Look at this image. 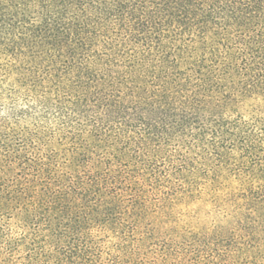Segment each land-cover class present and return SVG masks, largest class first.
I'll list each match as a JSON object with an SVG mask.
<instances>
[{
	"label": "trees",
	"instance_id": "obj_1",
	"mask_svg": "<svg viewBox=\"0 0 264 264\" xmlns=\"http://www.w3.org/2000/svg\"><path fill=\"white\" fill-rule=\"evenodd\" d=\"M0 264H264V0H0Z\"/></svg>",
	"mask_w": 264,
	"mask_h": 264
}]
</instances>
